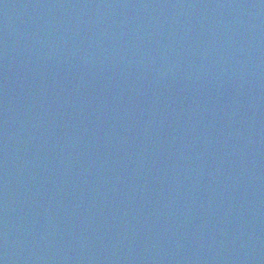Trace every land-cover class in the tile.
Wrapping results in <instances>:
<instances>
[{
  "label": "water",
  "instance_id": "95a60500",
  "mask_svg": "<svg viewBox=\"0 0 264 264\" xmlns=\"http://www.w3.org/2000/svg\"><path fill=\"white\" fill-rule=\"evenodd\" d=\"M0 264H264V149L0 135Z\"/></svg>",
  "mask_w": 264,
  "mask_h": 264
}]
</instances>
